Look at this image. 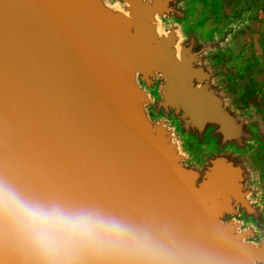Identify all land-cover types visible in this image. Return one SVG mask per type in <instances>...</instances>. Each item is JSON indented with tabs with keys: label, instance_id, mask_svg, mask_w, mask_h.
Returning <instances> with one entry per match:
<instances>
[{
	"label": "water",
	"instance_id": "95a60500",
	"mask_svg": "<svg viewBox=\"0 0 264 264\" xmlns=\"http://www.w3.org/2000/svg\"><path fill=\"white\" fill-rule=\"evenodd\" d=\"M217 6L0 0V186L129 225L165 264H264V77L252 12ZM0 264L40 262L0 225Z\"/></svg>",
	"mask_w": 264,
	"mask_h": 264
},
{
	"label": "clouds",
	"instance_id": "9594fccd",
	"mask_svg": "<svg viewBox=\"0 0 264 264\" xmlns=\"http://www.w3.org/2000/svg\"><path fill=\"white\" fill-rule=\"evenodd\" d=\"M0 225L40 264H165L166 250L145 233L92 210L66 209L22 197L0 186Z\"/></svg>",
	"mask_w": 264,
	"mask_h": 264
},
{
	"label": "rangeland",
	"instance_id": "374dc122",
	"mask_svg": "<svg viewBox=\"0 0 264 264\" xmlns=\"http://www.w3.org/2000/svg\"><path fill=\"white\" fill-rule=\"evenodd\" d=\"M244 12L252 15L238 40L250 47L264 77V0H218L216 13L224 22L241 19Z\"/></svg>",
	"mask_w": 264,
	"mask_h": 264
}]
</instances>
